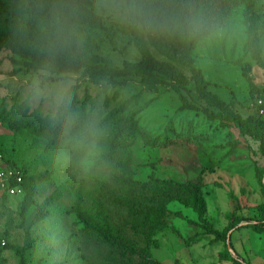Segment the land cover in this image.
Masks as SVG:
<instances>
[{
	"label": "rangeland",
	"instance_id": "1",
	"mask_svg": "<svg viewBox=\"0 0 264 264\" xmlns=\"http://www.w3.org/2000/svg\"><path fill=\"white\" fill-rule=\"evenodd\" d=\"M82 1L104 21L90 62L122 69L126 62L140 61L130 23L109 15L100 0ZM219 27L224 39L194 43L195 65L236 112L262 115L264 67L257 52L264 61V0H234ZM138 31L159 56L144 30ZM13 59L22 60L18 53L0 50V264H21L18 250L25 252L27 264H90L81 251L90 247L89 237L76 211L98 215L101 203L107 206L106 189L116 193L118 187L105 184L112 169L109 146L117 133L127 140L125 158L137 182L124 191L121 214L134 216L127 201L140 205L142 214L139 225L123 236L116 264H264V227H245L247 218L264 219L258 211L264 206L259 140L234 124L181 109L172 87L149 89L140 77L96 85L77 74L76 127L94 125V146L81 150L72 139L57 144L61 125L28 97L38 71ZM247 64L259 94L251 93ZM185 73L191 80L190 71ZM182 92L192 103L207 106L192 81ZM13 170L24 174L23 194L11 195L2 183V174ZM115 210L110 204V215ZM234 216L238 229L232 228Z\"/></svg>",
	"mask_w": 264,
	"mask_h": 264
},
{
	"label": "trees",
	"instance_id": "2",
	"mask_svg": "<svg viewBox=\"0 0 264 264\" xmlns=\"http://www.w3.org/2000/svg\"><path fill=\"white\" fill-rule=\"evenodd\" d=\"M233 1L149 0L161 14H174L182 20L185 15L198 12L217 26L228 17ZM103 25V17L84 5L82 0H0V50L9 49L18 53L22 60L13 61L21 63L28 71L37 72L47 67L56 74L74 72L82 74L96 85L106 82L121 84L140 77L149 89L158 86L172 87L180 97L181 109L197 110L223 124H234L241 133L261 142L260 151L264 156V113L243 117L234 110L231 103L209 88L210 83L196 67L191 56L196 40L189 39L183 29L174 27L167 30H144L148 43L157 51L159 57L152 53L139 35L138 28L130 24L134 43L142 58L137 62H126L122 69H113L107 65L92 63L89 59L94 45L98 43V35ZM254 43L259 44L258 38ZM260 56V52H257L259 63L264 67ZM185 70L190 71L191 80H188ZM250 70V65L247 64L244 67L245 77L251 85V93L259 94L260 89L254 83ZM190 81L197 87L200 97L207 104L206 107L192 103L183 94L184 85ZM73 93L75 107L78 103L77 86ZM260 108L264 109V103ZM126 123L129 124L130 119L127 118ZM57 128L59 142L54 143L60 144L65 139H71V135L63 134L59 125ZM124 141H127L126 138L117 133L109 146L108 163L112 169L105 185L110 182L113 190L118 187L116 193L106 189L107 206L101 203L98 215H94L91 210L85 214L81 209L76 211L78 219L84 225V236L89 237L90 247L82 248L81 251L90 264H116L115 259L121 252L123 236L128 235L127 230L133 231L139 225L138 215L142 214L140 205L127 201L125 205L134 216L129 213L121 214L124 191L128 192L130 185H137L130 175ZM110 204L116 208L113 215L108 212ZM258 211L264 212V206L258 207ZM247 220L245 227H254L255 224L264 227V219L255 223L253 218ZM238 221L239 218L234 216L232 228H237ZM231 247L233 248L232 245ZM235 252L238 255L236 250ZM18 253L21 256L20 263L27 264L25 252L18 250Z\"/></svg>",
	"mask_w": 264,
	"mask_h": 264
},
{
	"label": "clouds",
	"instance_id": "3",
	"mask_svg": "<svg viewBox=\"0 0 264 264\" xmlns=\"http://www.w3.org/2000/svg\"><path fill=\"white\" fill-rule=\"evenodd\" d=\"M100 4L109 15H115L145 31L179 27L189 39L198 42L210 43L225 38L223 28L214 25L198 12L189 13L181 20L174 14H161L149 0H100ZM77 80L78 76L74 72L56 74L44 67L33 76L27 93L30 103L45 106L51 121L59 123L63 134L71 135L75 146L84 150L94 146L90 138L96 134V129L90 122L76 127L80 119L79 113L73 109V90Z\"/></svg>",
	"mask_w": 264,
	"mask_h": 264
},
{
	"label": "built area",
	"instance_id": "4",
	"mask_svg": "<svg viewBox=\"0 0 264 264\" xmlns=\"http://www.w3.org/2000/svg\"><path fill=\"white\" fill-rule=\"evenodd\" d=\"M259 103L260 106L264 103V96L260 99ZM260 113H264L263 108H260ZM2 176L4 177L2 183L7 187V190L11 195H20L24 193V174L22 171L13 170L10 175L3 173ZM11 179H13V181Z\"/></svg>",
	"mask_w": 264,
	"mask_h": 264
},
{
	"label": "water",
	"instance_id": "5",
	"mask_svg": "<svg viewBox=\"0 0 264 264\" xmlns=\"http://www.w3.org/2000/svg\"><path fill=\"white\" fill-rule=\"evenodd\" d=\"M229 248H230V250H231V252H232L233 254H236L235 250L231 247L230 244H229Z\"/></svg>",
	"mask_w": 264,
	"mask_h": 264
}]
</instances>
